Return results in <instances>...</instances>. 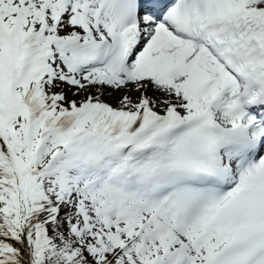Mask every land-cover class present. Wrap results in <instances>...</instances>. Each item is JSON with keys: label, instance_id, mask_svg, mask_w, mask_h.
Here are the masks:
<instances>
[{"label": "snow or ice", "instance_id": "snow-or-ice-1", "mask_svg": "<svg viewBox=\"0 0 264 264\" xmlns=\"http://www.w3.org/2000/svg\"><path fill=\"white\" fill-rule=\"evenodd\" d=\"M0 264H264V0H0Z\"/></svg>", "mask_w": 264, "mask_h": 264}]
</instances>
